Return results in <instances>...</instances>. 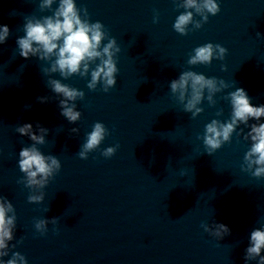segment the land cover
<instances>
[{
  "label": "clouds",
  "instance_id": "9594fccd",
  "mask_svg": "<svg viewBox=\"0 0 264 264\" xmlns=\"http://www.w3.org/2000/svg\"><path fill=\"white\" fill-rule=\"evenodd\" d=\"M176 10L184 9L173 24V29L181 36H186L190 31L199 30L207 23L209 16H216L220 12L217 0H172ZM54 4L58 7L53 8ZM39 11L52 12V15L26 16L24 18L23 36L17 37L16 45L18 54L24 59L32 57L48 63V67L41 69L44 76L48 77L46 86L54 96L37 97L41 104L58 101L60 115L69 123L75 124L81 120L82 113L77 110L76 101L85 99V92L62 83L61 79L53 78L59 74L64 80L72 76L90 79L86 87L96 91L108 93L117 84L118 54L121 48L115 37L109 34L105 25L100 21L91 22L86 6L77 7L76 0H40ZM153 23H158L159 12L153 9ZM199 16L201 19H195ZM191 25V28L189 27ZM10 36L8 25H0V44L7 42ZM257 39H264V35L257 32ZM107 41V43H105ZM228 49L221 44L211 42L195 47L187 64L190 66H209L213 60L224 61ZM94 65V67H93ZM221 71H226V65L221 64ZM235 83L229 84L222 78L206 77L204 74L191 70L180 72L178 78L169 83L173 98L183 106L185 113H191L195 119L204 112L200 105L207 100L210 107H215L218 93L234 88ZM231 107L229 119L221 121L212 119L205 125L202 135L197 139L202 140L205 152L213 155L223 145L231 143L233 133L239 137L243 135L244 141L250 142L249 149L245 152L241 171L260 179L264 178V104L254 106L251 98L244 88H235L222 97ZM26 110L31 105H25ZM223 115V108L216 112V116ZM250 121H254L250 123ZM243 125V127H240ZM240 131L237 132V128ZM249 129L246 133L244 129ZM79 128L70 129L71 134H78ZM15 132L21 137H27L31 146H24L19 151L18 167L23 177L17 181L29 189L27 197L29 204H42L45 200L44 189L61 170V161L57 156L44 154L37 146L47 143L46 137L49 129L39 121L24 123L15 127ZM111 133L102 122H96L92 130L86 134V140L80 145L76 155L81 160H87L89 154L98 150L100 145ZM120 145L103 149L100 155L105 159L113 157ZM45 212L50 211L47 207ZM60 217L34 218V235L44 237L48 234V225L53 226L52 231L59 235ZM201 227L206 233L217 241L231 235V229L215 220L211 224L202 223ZM17 214L13 203L4 195H0V264H28V259L19 251H13L22 244L26 237L21 236L16 240ZM15 243H11L12 241ZM264 226L255 228L250 233L249 246L245 249V264L255 262L264 264ZM7 258V259H5Z\"/></svg>",
  "mask_w": 264,
  "mask_h": 264
}]
</instances>
